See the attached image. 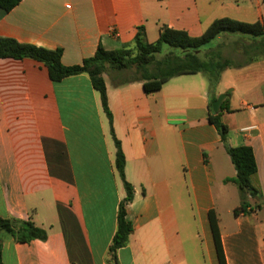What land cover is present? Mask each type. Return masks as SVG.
Here are the masks:
<instances>
[{
  "label": "crops",
  "instance_id": "crops-1",
  "mask_svg": "<svg viewBox=\"0 0 264 264\" xmlns=\"http://www.w3.org/2000/svg\"><path fill=\"white\" fill-rule=\"evenodd\" d=\"M224 17L264 26V1L22 0L10 12L0 9V37L62 49V64L71 67L100 45H131L140 27L154 43L163 27L199 37ZM218 40L217 62L230 66L214 85L201 72L146 94L130 69L104 74L134 189L127 207L133 233L118 264H220L211 212L226 264H264V36L222 33ZM220 95L227 143L209 121ZM226 144L255 155L251 181L259 194L248 213L235 215L240 204L228 201L236 170ZM120 179L110 123L89 76L53 82L40 62L0 59V217L31 221L48 234L17 243L1 233L3 264H110L126 197Z\"/></svg>",
  "mask_w": 264,
  "mask_h": 264
},
{
  "label": "trees",
  "instance_id": "trees-1",
  "mask_svg": "<svg viewBox=\"0 0 264 264\" xmlns=\"http://www.w3.org/2000/svg\"><path fill=\"white\" fill-rule=\"evenodd\" d=\"M22 0H0V9L10 12ZM264 1V0H263ZM231 33L250 36L253 38L264 36V26L260 22L247 23L228 17L216 19L208 29L199 37H191L185 31L163 27L158 40L148 43L145 28H138L133 43L117 50H106L99 46L95 55L85 59L81 65L66 67L62 64L63 50H49L35 45L21 43L15 39L0 37V59H32L42 63L49 72L53 82L87 74L93 88L99 92L103 110L109 120L111 134L116 146V169L124 183L126 197L121 201L118 210L117 230L109 247L110 264H118L117 252L127 246L133 233V226L127 219V207L133 201L134 189L125 177L126 159L121 143L116 138L113 128V114L109 107L107 87L104 74L108 70H127L136 67L139 80L143 83L146 94L160 91L170 79L181 75H193L201 72L212 71L211 84L217 82L218 73L230 66L226 62H205L200 60L198 53L208 44L213 42L220 34ZM180 52L177 56H167L161 61H156V56L161 54L165 47ZM156 65V70L151 71L150 66ZM212 108V107H210ZM226 110L224 104L220 113L214 114L211 110L209 121L221 133L222 141L227 143L228 127L221 121V113ZM229 110V109H227ZM227 152L235 167L236 175L229 182L234 183L239 190L241 203L234 210V214L248 213L251 209L249 200L257 197L258 190L253 186L251 178L257 172V163L253 149L249 146L229 147ZM217 255L220 264H226L221 243L218 220L214 212L209 215ZM6 233L17 243H30L35 240L45 241L48 234L31 221H21L0 217V234ZM0 264H3L2 241L0 238Z\"/></svg>",
  "mask_w": 264,
  "mask_h": 264
},
{
  "label": "rangeland",
  "instance_id": "rangeland-1",
  "mask_svg": "<svg viewBox=\"0 0 264 264\" xmlns=\"http://www.w3.org/2000/svg\"><path fill=\"white\" fill-rule=\"evenodd\" d=\"M218 41H213L212 43L208 44L207 46H205L199 53H198V57L200 58V60L205 61V62H217V54L215 52V48L218 44ZM240 44H244L240 42ZM180 55V52L172 50V48L170 47H165L162 51L161 54H158L156 56V61H161L163 60L165 57L167 56H177ZM222 63V62H221ZM149 69L151 71H155L156 70V65H152L149 67ZM130 70H132L134 73H137L136 67L133 66ZM211 73H213L212 71H206L204 72V75H206V77L208 78ZM120 183L122 186V189L125 191V187L124 184L122 182V180L120 179ZM230 187V195L228 196V201H233L234 200V204L239 205L241 203V198H240V193L239 190L237 188L236 185L232 184ZM3 235L8 236V234L3 233Z\"/></svg>",
  "mask_w": 264,
  "mask_h": 264
},
{
  "label": "water",
  "instance_id": "water-1",
  "mask_svg": "<svg viewBox=\"0 0 264 264\" xmlns=\"http://www.w3.org/2000/svg\"><path fill=\"white\" fill-rule=\"evenodd\" d=\"M226 95H220L218 99L212 103V110L215 114H218L220 111L221 104L225 99Z\"/></svg>",
  "mask_w": 264,
  "mask_h": 264
},
{
  "label": "built area",
  "instance_id": "built-area-1",
  "mask_svg": "<svg viewBox=\"0 0 264 264\" xmlns=\"http://www.w3.org/2000/svg\"><path fill=\"white\" fill-rule=\"evenodd\" d=\"M68 8H69V6H67ZM251 128H248V129H245V131H248V130H250Z\"/></svg>",
  "mask_w": 264,
  "mask_h": 264
}]
</instances>
